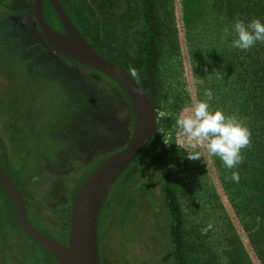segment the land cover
I'll return each instance as SVG.
<instances>
[{
    "label": "trees",
    "instance_id": "16d2710c",
    "mask_svg": "<svg viewBox=\"0 0 264 264\" xmlns=\"http://www.w3.org/2000/svg\"><path fill=\"white\" fill-rule=\"evenodd\" d=\"M24 1V10L27 12L31 4L29 0ZM209 1L213 11L233 23L240 20L248 23L256 19L264 23V0ZM155 2L166 7L167 17L173 18L172 0ZM71 3H75V9L80 14L78 18H73L78 19L82 27H87L85 31L88 40L99 46L97 49L100 54L111 60L121 57L127 64L126 72L136 78L137 83L147 87L149 50L153 42L148 29L153 17L149 2L71 0ZM43 14L48 23L53 20L58 23L48 0H43ZM33 30H22L9 19L0 20V54H3L0 55V77L8 82L7 87L2 85V90L10 92L7 99L2 100L0 96V168L9 179L22 182L20 191L23 193L30 223L44 235L61 242L67 240L70 203L74 193L104 158L125 145L133 126V112L124 90L111 77L82 65H79L85 72L82 77L71 76L69 79L61 71L55 72L58 69L43 58L51 50L40 34L33 35L30 32ZM171 45L176 47V42L172 40ZM4 55L6 58L2 59ZM229 61L236 83L242 86L241 97L247 110L251 133L250 143L245 148L240 164L246 175V198L242 209H236V214L239 219L243 218L242 228L252 255L246 252L232 222L228 223L220 238L214 239L212 235V246L208 244L202 231H198L195 226H188L182 232L179 246L174 247L177 255L183 254L181 264H264V42H257L248 50L232 51ZM44 84L51 89L58 86L65 93L54 107L57 113L48 116L46 124L49 130H41V134L49 132V137L57 143V148L51 155L43 153L36 158V146L32 137L38 136L39 131L35 132L33 128H44L41 121L44 113L40 107L37 109L26 102L28 99L33 101ZM107 116H113L117 120L118 134L110 135L105 138V143H101L95 133L108 132ZM114 137H118L121 142L109 144ZM154 143L153 135L147 147L135 159L136 168L131 167V163L120 174H124L121 192H116L111 197L108 194V211L105 215L101 212L97 227L101 264L136 262L135 256L129 259L127 254L128 245H131L128 242V224L120 223L117 217L132 209H144L143 214L154 211L156 197L141 173L147 165L158 167L152 153H149ZM32 145L35 148L33 155ZM110 147H113L112 150L97 160V164L81 180H72L78 166L86 162L87 157L84 155L97 149L94 153L96 155L100 150H108ZM30 154L32 157L28 156ZM81 156L84 157L83 160ZM39 186L44 187L45 191L38 190ZM163 190L168 210L175 209L166 189ZM54 207H58L59 211L54 210ZM240 212L243 216H240ZM0 225V254L7 256L19 251L26 256L25 264L33 257L40 264H47L48 258L58 264L19 227L11 202L1 188ZM112 231L119 234L117 241L112 240ZM156 231V238L162 236L159 243L162 251L159 263L166 264L167 257H171L172 264H179L170 237L168 239L165 230L161 232L159 226ZM212 232L216 234L215 231ZM148 264H153V260Z\"/></svg>",
    "mask_w": 264,
    "mask_h": 264
},
{
    "label": "rangeland",
    "instance_id": "374dc122",
    "mask_svg": "<svg viewBox=\"0 0 264 264\" xmlns=\"http://www.w3.org/2000/svg\"><path fill=\"white\" fill-rule=\"evenodd\" d=\"M171 7L173 18L167 17L164 6H158L153 12V32L156 37L152 44V72L148 92L151 94L149 98L153 104L155 102L156 106V128L155 143L151 153L153 160L160 165L161 169L150 164L145 166L144 170L149 175L148 170L152 172V175L145 180L148 188L155 195L157 203L154 204L152 213L143 214L144 209L140 211L132 209L121 217H117L120 223L128 224V242L132 246L128 245L127 254L129 259L135 256V264L139 262L144 264L154 259L151 249L154 241L158 244L156 248L158 247L159 253H162L159 246L162 236L156 238L155 232L151 229L155 222L159 227L161 222L170 237L171 212L156 209L159 200L154 186L158 184L156 181L160 175L162 187L166 189L170 200L174 203L177 217L184 230L188 226H195L198 231H202L211 223L213 228L207 232L206 241L212 246V235L214 239L220 238L232 222L240 234L246 252L252 255L247 236L242 228L243 218L239 219L236 214V209H242L246 198L244 185L246 175L240 166L241 163L233 169H227L219 157H213L207 153L203 143L189 148L177 125V120L185 114L186 109L198 100L204 99L205 90L210 89L213 92L211 108L223 110L225 115L236 116L248 127L247 110L241 97L242 86L236 83L229 61V54L238 49L232 43L235 39V23L213 11L209 0H172ZM3 11L7 13L9 9L0 7V13ZM158 37L163 38L162 45L159 44ZM172 40L176 42V47H172ZM63 61L65 59L54 53L47 60L58 69H55V72L61 71L66 78L70 79V72H66L61 63ZM72 73V77H82L85 74L82 70ZM44 86L40 87L39 94L31 101L33 104L29 99L26 102L24 97L26 103L37 109L40 107L44 113L41 120L44 128L40 129L38 126L33 128L35 132L39 131L38 136L32 137L36 146V158L43 153L51 155L57 148V143L49 137V132L41 134V130H49L46 124L48 116L57 113L54 107L59 100H62L65 93L58 86L55 89L49 88L46 84ZM0 96L2 100L7 99L10 92L4 89ZM112 148L100 150L96 155L94 153L97 149H94L84 155L87 157L84 163L82 161L84 157L81 156L80 162L82 161L83 164L75 170L72 180H81L97 164V160L99 161ZM34 149L32 145V155ZM244 152L245 148L241 150L242 157ZM32 155L28 156L32 157ZM232 172H239L238 183L231 180ZM123 180L124 174L116 179L108 193L110 197L116 192H121ZM124 184L127 183L124 182ZM37 189L41 192L45 191L42 186ZM108 198L107 196L105 205L102 207V215L108 211L106 207ZM57 208L54 207V210L59 211ZM239 214L243 216L242 212ZM169 219L170 223H168ZM212 230L216 234H212ZM118 235L117 232L112 231V240L117 241ZM138 244L145 247L141 254L142 258H139ZM159 256L160 254L158 255L160 260ZM165 263L172 264V258L167 257Z\"/></svg>",
    "mask_w": 264,
    "mask_h": 264
},
{
    "label": "water",
    "instance_id": "95a60500",
    "mask_svg": "<svg viewBox=\"0 0 264 264\" xmlns=\"http://www.w3.org/2000/svg\"><path fill=\"white\" fill-rule=\"evenodd\" d=\"M48 2L66 34L56 32L48 24L43 14V0H32L29 9L47 46L52 52L66 59L114 79L130 101L133 126L125 145L104 158L74 193L70 203L69 229L65 245L44 235L30 223L22 194L1 169L0 187L11 201L13 214L22 231L58 264H101L97 227L103 204L118 176L129 164H135V159L151 141L156 128V110L141 86L119 65L100 55L78 32L59 0ZM148 171L150 175L146 171L141 172L145 179L152 175V172ZM157 180L158 184L154 186L159 200L156 209H165L169 213L160 175ZM158 221L160 222V219ZM160 230H165L161 222ZM165 234L168 237L166 230Z\"/></svg>",
    "mask_w": 264,
    "mask_h": 264
},
{
    "label": "clouds",
    "instance_id": "9594fccd",
    "mask_svg": "<svg viewBox=\"0 0 264 264\" xmlns=\"http://www.w3.org/2000/svg\"><path fill=\"white\" fill-rule=\"evenodd\" d=\"M234 32L232 43L238 49L248 50L257 42H264V23L259 19L248 23L237 21ZM132 74L136 75L135 71ZM204 97L186 109L177 120V125L189 148L203 143L209 155L219 157L227 169H233L242 162L241 150L249 145L251 133L236 116L211 108L212 90L206 89ZM231 180L238 183L239 172H232ZM212 227L211 223L208 224L202 229V234L206 235Z\"/></svg>",
    "mask_w": 264,
    "mask_h": 264
},
{
    "label": "flooded vegetation",
    "instance_id": "af4514ba",
    "mask_svg": "<svg viewBox=\"0 0 264 264\" xmlns=\"http://www.w3.org/2000/svg\"><path fill=\"white\" fill-rule=\"evenodd\" d=\"M149 2V7H150V10H154L159 6L158 2H155V0H146ZM60 4L62 5L64 11L66 12V14L68 15V17L70 18V20L72 21V23L74 24L75 28L78 30V32L88 41V43L90 45H92V47L100 54V52L98 51L97 48H99V46H96V43L95 42H92L90 40H88V36L86 35V31H85V27H82L80 24H79V20L77 19H74V18H78V16L80 14H78V12L76 11L75 9V3H71V0H59ZM32 3V0H29V4ZM65 3H67V5H65ZM24 6H25V1L24 0H0V7H3V8H7L9 9V11L7 13H5V11H3L2 13H0V20H10L12 22L13 25H17V27L19 28H22V30H25V29H34L33 31H30L33 33V35H38L40 34L37 27H36V23L33 19V17L31 16L30 12L29 11H25L24 10ZM31 6V5H30ZM51 6V5H50ZM52 8V7H51ZM20 9V10H19ZM30 9V8H29ZM28 9V10H29ZM18 10V11H17ZM52 12L55 14L54 10L52 9ZM71 12V13H70ZM74 12V13H73ZM72 14V16H71ZM56 15V14H55ZM57 16V15H56ZM74 16V18H73ZM58 18V17H57ZM152 23V24H151ZM151 23L148 25V29L150 31V35H151V39L154 41L155 39V32H153V17H152V20H151ZM56 32L60 33V34H66L65 31L63 30L62 28V25L60 24L59 22V19H58V23H55V20L51 21L50 23H48ZM87 29V27H86ZM89 32V31H88ZM31 34V33H30ZM41 36V35H40ZM159 39V37H158ZM152 44L153 42L151 43V46H150V50H149V58H148V65L150 66V70H149V80H148V83L150 84V74L152 72V69H151V60H152V52H153V47H152ZM159 44L162 45L163 44V38H160L159 39ZM2 49V45L0 44V50ZM50 49V48H49ZM51 50V49H50ZM52 53L54 52H49L47 53L46 55L43 56V58L45 59V61H47L46 59L50 58ZM56 54V53H54ZM0 55H3V54H0ZM58 55V54H56ZM101 55V54H100ZM59 57L65 59V61L61 62L64 66V70L67 72H70V77L71 75L73 74L72 72H77L78 70H81V67L79 66L80 64L78 63H75L69 59H66L60 55H58ZM103 56V55H102ZM1 57V56H0ZM6 58V55H4L2 57L3 58ZM104 57V56H103ZM111 60V59H110ZM113 61L114 63H116L117 65H119L122 69H124L125 71L127 70V64L124 63L123 59L121 57H118L116 58V60H111ZM68 69V70H66ZM135 76V75H134ZM136 82H137V79L132 77ZM2 82H4V84H2ZM139 83V82H138ZM2 85H4V87H7L8 86V82L4 79V78H1L0 77V90L2 91ZM139 85L141 86V88L146 92V94L150 97L151 94L148 92V87H144L143 85H141V83H139ZM0 91V92H1ZM154 108L156 107L155 106V102H154ZM118 122L117 120L112 116V118L110 116H107V130L108 132L104 133V132H97L95 133V136L97 137V139L102 143L104 142L105 143V138H109L110 135H114V134H118ZM155 134V133H154ZM115 139H110V141L108 142L109 144H116V143H120L121 141H119V138L118 137H114ZM155 138V136H154ZM151 148H150V151L149 153L151 152ZM160 169V165L159 164H156ZM1 169V168H0ZM5 174V173H4ZM9 179V178H8ZM15 186L16 188L20 191V188H22V182H20V180H13V179H9ZM1 188V187H0ZM2 189V188H1ZM3 191V190H2ZM4 192V191H3ZM167 192V191H166ZM21 193V191H20ZM22 194V197H23V193ZM168 194V192H167ZM6 195V194H5ZM7 197V195H6ZM8 198V197H7ZM9 199V198H8ZM170 200V199H169ZM11 202V201H10ZM172 202V201H171ZM172 207H175L174 206V203H172ZM12 208V206H11ZM13 211V210H12ZM170 212H171V215H172V223H171V230H170V240H171V245L173 247V250L175 251V254L177 255L178 252H176L177 250H175V246H179L180 244V241L182 240V232L184 231L183 227H182V223L179 221V218L177 217V214H176V209H170ZM101 215V214H100ZM99 222V221H98ZM153 223V222H152ZM158 227V223H154V225L152 226L151 229H153V231L155 232L154 234L156 235L157 231H156V228ZM0 228H1V225H0ZM1 230V229H0ZM152 233V231H151ZM59 242V241H58ZM153 242V241H152ZM61 244H66L67 243V240L66 241H61L59 242ZM155 241L154 243L152 244V253H153V257L154 259L153 260V264H160L158 261V255L160 254L159 253V250L158 248H156V245H155ZM139 245V244H138ZM137 245V246H138ZM132 246V245H130ZM135 249V247H133ZM147 248V247H146ZM0 249H2L1 247V243H0ZM143 249H145V247H142V245H139V254H143ZM180 251V250H179ZM1 255V260L2 262H0V264H20L21 262L24 263V260H25V255L23 254V252H17L16 254H12V255H3V254H0ZM143 256V255H142ZM29 257V256H27ZM160 257V256H159ZM150 260V261H152ZM33 261V262H32ZM148 261V262H150ZM177 261L179 264H181V261H183V254L180 253L179 255H177ZM31 262V263H29ZM148 262L146 261V263L148 264ZM140 263V262H139ZM137 263V264H139ZM26 264H40V261L37 259L35 261L34 257L32 259H30ZM47 264H55L54 261L51 259V258H48L47 259ZM141 264V263H140Z\"/></svg>",
    "mask_w": 264,
    "mask_h": 264
}]
</instances>
